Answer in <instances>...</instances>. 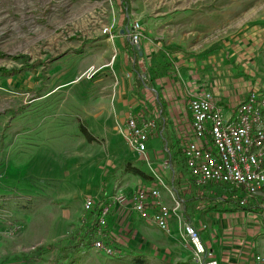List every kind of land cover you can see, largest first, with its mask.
Returning a JSON list of instances; mask_svg holds the SVG:
<instances>
[{"label": "rangeland", "instance_id": "rangeland-1", "mask_svg": "<svg viewBox=\"0 0 264 264\" xmlns=\"http://www.w3.org/2000/svg\"><path fill=\"white\" fill-rule=\"evenodd\" d=\"M134 24L141 40L170 38L187 45L221 42L257 24L264 38V0H0V264H54L60 248L88 235L86 199L97 205L131 194L121 170L108 177L104 194L86 193L102 175L98 167L113 140L103 136L88 143L79 126L88 130L84 120L95 112L96 87L116 82L111 40L120 28L127 36ZM119 178L126 182L117 186ZM194 183L219 196L214 206L250 208L261 230L253 234L249 257L264 264L258 247L264 244V193L247 197L241 189ZM229 198L233 202H223ZM115 204L121 205L111 208ZM170 210L179 215V208ZM183 220L179 242L195 264H204L207 257L197 260L185 236V227L196 229ZM108 231L99 236L107 244L96 240L77 264H132L127 243Z\"/></svg>", "mask_w": 264, "mask_h": 264}, {"label": "crops", "instance_id": "crops-1", "mask_svg": "<svg viewBox=\"0 0 264 264\" xmlns=\"http://www.w3.org/2000/svg\"><path fill=\"white\" fill-rule=\"evenodd\" d=\"M118 32L111 40L116 53V82L107 88L96 87L95 112L86 114L84 120L97 139L104 136L113 141L98 167L102 175L86 193L104 194L108 177L131 161L151 181L125 173L128 192L156 190L158 203L169 209L176 204L179 215H171L163 231L141 220L130 204H115L104 232L110 230L122 238L117 237L118 241L127 243L132 264H195L190 250L179 242L178 220L184 219L219 264H255L249 253L253 234L261 229L248 214L251 210L243 212L228 205L212 209L219 196L212 188L200 190L180 161L183 148L192 139L191 99L209 93L215 106L228 117L249 93L264 97L263 30L257 24L237 37L203 46L176 43L170 38H143L136 48L131 47L122 28ZM129 115L155 123L144 155L134 152L124 140L126 131H120ZM125 179L119 178L117 186ZM244 214L251 220L244 219ZM258 247L263 252L264 244L260 242Z\"/></svg>", "mask_w": 264, "mask_h": 264}, {"label": "built area", "instance_id": "built-area-1", "mask_svg": "<svg viewBox=\"0 0 264 264\" xmlns=\"http://www.w3.org/2000/svg\"><path fill=\"white\" fill-rule=\"evenodd\" d=\"M127 38L132 47H138L141 40L138 24L127 30ZM188 108L192 139L183 148L182 155L190 177L197 183H216L241 189L247 197L264 193V97L257 92L249 93L228 117L215 106L209 93L191 99ZM154 128L153 120L129 115L120 131H126V144L138 155H144L148 134ZM158 195L156 190L140 189L126 197L115 196L112 200L101 201L97 235L102 236L101 228L106 225L111 204L116 202L130 204L141 218L162 230L167 229L172 210L158 203ZM245 203L244 199L239 201L241 206ZM94 205L88 198L83 209L88 212ZM184 231L197 260L201 261L206 256L208 260L204 264H218L206 252L193 228L185 227ZM95 246L110 254L111 250L104 249L101 242Z\"/></svg>", "mask_w": 264, "mask_h": 264}, {"label": "trees", "instance_id": "trees-1", "mask_svg": "<svg viewBox=\"0 0 264 264\" xmlns=\"http://www.w3.org/2000/svg\"><path fill=\"white\" fill-rule=\"evenodd\" d=\"M12 75H15V74H10L9 76H12ZM79 131H80V134L85 138V140L88 143H94L98 141L96 136H94L91 132H89L83 124L79 126ZM183 163L184 161L183 162L180 161L181 165H183ZM117 170H122L124 173H130L145 181H151V178L147 174H145L140 169L133 167L131 164V161L124 162ZM229 199L230 200H223V202L226 204H229L230 202H233L234 198H229ZM212 209L218 210V204H216L215 206H212ZM247 209H250V208L248 207ZM100 211H101L100 205L97 204V205H94L92 209L87 212V217L89 218L88 220H90L91 222L87 230L88 235H86L83 241L80 242L81 239L78 240L77 241L78 243L75 246L73 245L71 247L68 246V247L60 248V251H59L60 255L54 264H77L78 256L82 252H85L86 250L92 248L96 240L99 239L100 241L103 242V244H107L104 238H99V236H97V233H96L98 230V216L100 214ZM105 227L106 225L103 228H101L102 233L104 232Z\"/></svg>", "mask_w": 264, "mask_h": 264}]
</instances>
